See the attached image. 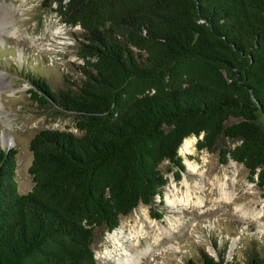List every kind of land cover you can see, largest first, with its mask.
I'll list each match as a JSON object with an SVG mask.
<instances>
[{"label": "trees", "instance_id": "1", "mask_svg": "<svg viewBox=\"0 0 264 264\" xmlns=\"http://www.w3.org/2000/svg\"><path fill=\"white\" fill-rule=\"evenodd\" d=\"M40 3L82 28L85 74L58 90L27 74L28 91L72 113L78 132L33 133L26 191L16 148L0 146V264H100L94 227L111 230L139 202L162 197L160 163L182 169L178 146L189 134L201 135L199 148L235 139L219 145L220 161L242 162L264 186V0ZM188 261L232 264L205 253ZM241 264H264V254Z\"/></svg>", "mask_w": 264, "mask_h": 264}, {"label": "rangeland", "instance_id": "2", "mask_svg": "<svg viewBox=\"0 0 264 264\" xmlns=\"http://www.w3.org/2000/svg\"><path fill=\"white\" fill-rule=\"evenodd\" d=\"M81 32L79 25L61 21L40 0H0V146L16 148L15 177L19 191H26L32 185L28 172L32 153L28 141L33 133L41 127L78 132L72 113L32 97L27 74L43 76L53 90L78 85L85 74L84 61L79 55ZM200 136L189 134L179 144L182 169L175 170L166 160L160 163L167 177L162 197L156 194L151 204L139 202L128 213L120 215L115 229L94 227L92 247L100 264L116 263L117 251H113L109 238L112 232L124 229L121 238L125 239V234L134 228L143 225L147 230L155 221L172 232H162L159 241L149 231L140 235V245L147 247L150 240L154 247L151 252H156L149 264H189V259L200 262L203 253L222 255L227 262L241 264L255 251L264 254V186L248 176L242 162L231 157L220 161L219 145H232L235 139L222 136L213 146L199 148L196 142ZM186 139L188 143H184ZM188 162L198 164L203 179L190 171ZM225 171L229 188L235 187L237 194L233 204L220 200L216 187L209 183V176L223 177ZM202 180L209 191L212 186V197L207 195L206 205H194L193 211L191 204L188 207L169 205L168 192L186 197L187 181L194 188ZM258 211L261 216L257 218ZM178 217L182 222L175 227ZM130 241L129 238L124 244ZM169 242L174 245L169 246Z\"/></svg>", "mask_w": 264, "mask_h": 264}, {"label": "bare ground", "instance_id": "3", "mask_svg": "<svg viewBox=\"0 0 264 264\" xmlns=\"http://www.w3.org/2000/svg\"><path fill=\"white\" fill-rule=\"evenodd\" d=\"M185 142L188 143V139H186L184 143ZM188 166H189L190 171L195 172L199 174L200 176H202L203 171H199L198 164L188 162ZM209 177L211 178V181L209 183L214 185L217 189V192H219L218 193L219 199L224 201V203L226 204L227 203L233 204L234 199L236 198L237 194L235 191V187L229 188L228 186L229 183L227 179L229 177H228L227 172L226 171L224 172L223 177H221L219 174H216L215 176H209ZM203 178H204V175L202 176V179ZM222 179H224V181H222ZM198 185L199 183H196L195 187L191 188L190 184L187 181V190H186V195H185L186 197H177V195L174 194L175 192L174 193H172L171 191L168 192L167 198H168L169 205L171 207L173 206L178 207L179 205H181V207H188V205L191 204L190 208L192 207V211H193L194 205H198L199 207L204 205L206 202L205 200L208 198L207 195L210 194V196L212 197L211 195L212 186L210 185V191H209V187L208 188L204 187L205 186L204 180L201 181V184L199 186ZM235 205L238 208H241L239 205L237 204ZM243 213L247 214L248 212L243 211ZM255 216L258 218L259 216H261V212L259 211L256 212ZM176 220H177V223L174 224V222H172L175 227L178 226V222H182V219L180 217L176 218ZM165 230L169 233L172 232V230H170L169 228H165L159 225L157 221H155L152 225H149L147 227V230L143 229V225H141L137 228H134V230H132L131 233H127V234L124 233L125 239L121 238L124 229L115 230L114 232H112L109 235V238L112 241V245L114 247L113 251L116 250L117 255H118L115 264H149V262H151L155 258L156 252L155 254L151 252L152 251L151 248L153 247V245L150 240L148 242L147 247H143L140 245V235L143 234L145 231H149L152 238H154L156 241H159V239H161L160 238L161 233L165 232ZM133 236H135L136 239H133L132 238ZM129 238L131 239V241L129 243L126 242L127 245H125L124 241H126ZM168 245L172 247V245L174 244L173 242H169Z\"/></svg>", "mask_w": 264, "mask_h": 264}]
</instances>
